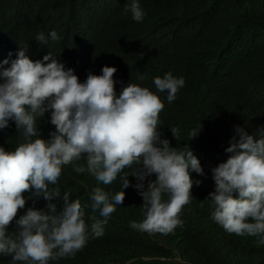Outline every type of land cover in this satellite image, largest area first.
<instances>
[{"label":"clouds","instance_id":"obj_1","mask_svg":"<svg viewBox=\"0 0 264 264\" xmlns=\"http://www.w3.org/2000/svg\"><path fill=\"white\" fill-rule=\"evenodd\" d=\"M261 1L239 0L232 11L234 0L227 11L230 21L250 24L255 19L253 6ZM71 2L45 0L57 10ZM159 2L111 0L121 7L119 15L98 12L83 21L47 5L36 10L32 0H0L6 28L0 32V144L6 139L13 144L12 151L0 146V256H10L12 264H49L75 256L90 239L104 235V225L123 203L129 186L143 201V219L130 223L133 230L168 235L184 226L181 210L193 198V185L202 182L191 174L205 177V172L187 145L178 149L162 138L158 123L164 103L159 94L166 92L171 104L190 91L185 75L207 53V29L186 37L171 32L170 18L156 19L163 13L176 18L178 13L155 14L152 7ZM161 26L166 36H161ZM161 43L166 66L162 78H153L155 91L132 83L120 87L127 53L153 54ZM208 95L217 94L212 90ZM199 130L200 125L191 138ZM234 131L239 138L229 140L226 160L210 169L214 187L205 200L215 224L228 234L256 237L260 247L264 128L248 134L236 125ZM171 132L175 138L178 129ZM74 166L98 184L110 185L119 175L122 191L94 187L90 205H82L79 198L70 199L69 192L50 187ZM42 200L45 206L35 208ZM28 201L33 206L24 211ZM86 207L103 219L87 224ZM10 224L14 230H9Z\"/></svg>","mask_w":264,"mask_h":264},{"label":"trees","instance_id":"obj_2","mask_svg":"<svg viewBox=\"0 0 264 264\" xmlns=\"http://www.w3.org/2000/svg\"><path fill=\"white\" fill-rule=\"evenodd\" d=\"M160 4L152 7L153 12L175 11L178 16L171 17L164 13L156 21L170 18L174 33L182 37L191 36L194 32L206 28V50L202 63L191 68L185 75L190 91H185L177 100L169 104L165 93L159 96L164 103L159 113L158 129L162 138H167L170 146L182 148L187 145L199 159L205 177L192 173L193 179L201 180L199 186L193 185L192 199L183 206L180 218L184 222L174 233L168 235H148L133 230L132 221L143 219L141 210L142 198L137 190L129 186L124 189L125 197L119 208L111 214L104 225V235L90 239L83 250L71 258H58L49 264H264V245L256 246V237L237 236L226 233L210 218V202L205 200L213 190L211 179L212 167L227 158L224 149L229 140L238 135L234 126L238 125L249 134L264 128V0L253 6L255 19L248 25L233 24L229 11L234 0H187L180 4H171L159 0ZM236 0V10L239 7ZM36 10L47 5L53 11L56 5L46 4L45 0H32ZM238 3V4H237ZM59 13L68 18L78 16L85 21L98 12H110L119 15L121 7L112 4L111 0H72L71 4L59 5ZM151 22V21H150ZM154 24V23H153ZM6 28L0 18V32ZM161 36L162 26L159 29ZM164 43L156 47L153 54L142 53V57L129 55L122 69V84H139L155 91L152 83L154 77H163L166 56ZM213 55V56H212ZM138 75L144 79L138 80ZM236 82L233 87L231 84ZM229 89H234L233 93ZM214 91L217 95L210 96ZM212 106L210 109L207 107ZM200 130L191 138L194 129ZM178 129L175 138L171 130ZM254 138L257 133L253 134ZM0 146L12 151L11 139L3 140ZM73 168L61 173L56 185L61 194L67 191L70 199L79 198L81 204H89V195L94 187H101L113 192L122 191L119 175L110 185L98 184L94 177L77 173ZM125 173L129 169L124 170ZM130 185L135 178L128 177ZM152 179H155L153 175ZM39 203L37 209L45 206ZM33 206L29 201L25 209ZM85 222L89 225L95 219H103L98 212L93 213L86 207ZM9 230H14L12 224ZM166 257L162 262L158 257ZM179 259V260H177ZM0 264H12L10 256H0ZM21 264V262H17Z\"/></svg>","mask_w":264,"mask_h":264},{"label":"rangeland","instance_id":"obj_3","mask_svg":"<svg viewBox=\"0 0 264 264\" xmlns=\"http://www.w3.org/2000/svg\"><path fill=\"white\" fill-rule=\"evenodd\" d=\"M177 260H179V259H177Z\"/></svg>","mask_w":264,"mask_h":264}]
</instances>
